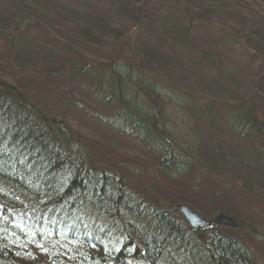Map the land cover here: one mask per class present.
Instances as JSON below:
<instances>
[{
    "label": "trees",
    "instance_id": "obj_1",
    "mask_svg": "<svg viewBox=\"0 0 264 264\" xmlns=\"http://www.w3.org/2000/svg\"><path fill=\"white\" fill-rule=\"evenodd\" d=\"M82 1L0 0V33L9 34L6 31L14 25L36 27V31L26 34L24 49H31L26 54L41 49L38 56L47 63L52 51L48 46L53 44L47 35L68 31V25L81 43L84 40L99 50H113L111 58L98 54L99 50L92 51V59L99 60L91 65L82 54L76 57L70 51L68 56L62 52L60 56L66 61L60 58L52 66L75 82L78 101H86L80 93L90 99L87 106L75 100L80 111L93 114L90 107L97 104L108 111V115L99 117L111 130L139 140L157 154L162 173L170 170L174 178L190 173L195 158L178 153L180 150L172 145L174 137L161 126V120L170 103L184 105L187 110L185 105L193 100L180 103L181 95L172 90L170 80L144 75L137 63L133 65L123 58L128 53L125 46L131 41L123 44L118 40L122 35L131 37L137 26L131 23L128 36L126 23L116 20L126 16L123 1L91 0L101 4L104 17ZM144 1H134L135 13H141ZM245 1L249 0H220L218 12L232 15L229 18L233 20L248 12ZM219 13L213 15L218 17ZM78 16L88 23H99V31L92 32L94 27L87 25L78 27ZM176 20L170 25L181 39H172L169 49L190 66V58L201 51H196L186 38L187 26L185 32L177 22L173 24ZM40 30L46 32V38ZM262 31L258 38L250 31L244 36L255 37L254 45L264 55V27ZM105 38L111 39L107 42ZM233 80L238 86V79ZM251 104L245 101L230 105L232 122L222 121L239 137L233 142L250 143L254 139L253 143L264 148V114L258 118ZM208 111L203 108L204 113ZM187 113L194 119L199 109ZM207 123V127L212 126L213 119ZM71 137L63 118L33 105L14 85L0 83V264H254L251 251L237 238L215 231L192 232L174 205L145 200L148 197L133 192L118 171L92 167L86 154L83 157L76 151ZM215 141L211 138L208 145L217 161L241 165L264 184V168L257 163L260 158L253 161L250 154L244 153L251 151L237 153L232 148L222 155ZM187 146L186 153L192 151ZM205 198L212 200L211 196Z\"/></svg>",
    "mask_w": 264,
    "mask_h": 264
},
{
    "label": "rangeland",
    "instance_id": "obj_2",
    "mask_svg": "<svg viewBox=\"0 0 264 264\" xmlns=\"http://www.w3.org/2000/svg\"><path fill=\"white\" fill-rule=\"evenodd\" d=\"M84 1L89 3V9L104 17L100 3ZM120 1L127 5L126 16L116 20L120 24L123 21L126 23L128 36L131 23L137 25L131 37L124 38L122 35L118 40L123 44L131 41V45L125 46L128 53L123 58L133 65L137 63L138 70L144 75L170 80L177 87L171 84L172 90L181 95L180 103L193 100L190 105H185L188 111L184 105L170 103L163 111L161 120V126L174 137L172 145L180 150L178 153L195 158L191 166L193 171L179 178L172 177L170 170L166 173L163 170L162 173L158 169L160 158L157 154H153L139 140L114 132L101 120L99 116L108 115V111L100 109L97 104L90 107L93 114L75 107L76 99L86 106L90 99L80 93L86 101H78L75 82V85L71 83L63 76L64 72L58 71L52 63L59 62L60 58L66 61L65 56L60 54L65 52L67 55L70 51L75 55L82 54L89 65L95 64L99 58L92 59V51L99 49L84 40L81 43L69 25L68 31L47 35L53 43L48 46L52 50L48 63L39 58L41 49L32 51L33 54H26L30 47L24 49L26 34L36 31V27L25 25L17 28L14 25L6 31L9 34L0 33V83L14 85L33 105L63 118L71 130L72 145L76 151L83 157L86 154L87 161L94 168L103 166L121 173L123 181L133 192L148 197L145 200H153L155 204L166 202V205L175 207L178 203H184L205 220H213L218 214L232 219L233 224H218L206 229L205 234L215 231L237 238L251 251L254 264H264V184L254 172L244 170L241 165L228 166L217 161L208 145L210 139L214 138L220 145L222 155L229 148L237 150V153L251 151L244 153L250 154L253 161L260 158L257 163L264 168V148L253 143L254 139H250V143L241 140L233 142L234 138L239 137L228 124L223 123L226 122L223 119H233L228 109L239 102L251 101L258 118L264 114V55L254 45L255 37L247 39L244 36L249 31L257 38L262 35L264 0L245 1L249 4L248 12L239 14V17L237 15L233 20H230L232 15L218 12L220 0H182L179 4L173 0H145L139 14L133 9L134 1L138 0ZM205 8L207 15L202 13ZM3 13L7 14L5 11ZM213 13H219L218 17ZM175 19L174 25L177 22L183 28L187 26L186 38L196 51H201L198 56L190 58V66H187L186 59H179L169 49L172 39H181L170 25ZM76 22L78 27H94L92 32L100 29L99 23H88L81 16ZM71 23L76 25L75 22ZM39 32L46 38L44 30ZM111 38L105 39L108 42ZM101 41H104L103 37ZM103 50H99L98 54L110 58L115 54L113 50ZM234 78L238 79V86L234 85ZM195 107L199 109V115L193 119L192 114L187 112L194 111ZM203 108L209 111L204 113ZM214 109L215 112H212ZM210 118L213 119L212 128L207 127ZM187 145L191 146L192 151L186 153L184 149ZM206 196H211L212 200L206 199Z\"/></svg>",
    "mask_w": 264,
    "mask_h": 264
},
{
    "label": "water",
    "instance_id": "obj_3",
    "mask_svg": "<svg viewBox=\"0 0 264 264\" xmlns=\"http://www.w3.org/2000/svg\"><path fill=\"white\" fill-rule=\"evenodd\" d=\"M178 210L182 214L183 218L189 223L190 227L195 229H205L206 227H216L218 224L232 223V219L225 217L222 214L216 215L213 220H205L199 216L196 212L191 210L186 204H178ZM233 224V223H232Z\"/></svg>",
    "mask_w": 264,
    "mask_h": 264
},
{
    "label": "flooded vegetation",
    "instance_id": "obj_4",
    "mask_svg": "<svg viewBox=\"0 0 264 264\" xmlns=\"http://www.w3.org/2000/svg\"><path fill=\"white\" fill-rule=\"evenodd\" d=\"M173 1H175L177 4H179L180 2H182V0H173Z\"/></svg>",
    "mask_w": 264,
    "mask_h": 264
}]
</instances>
